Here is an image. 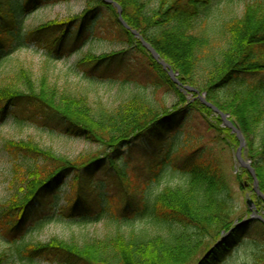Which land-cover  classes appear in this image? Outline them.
Segmentation results:
<instances>
[{
    "label": "trees",
    "instance_id": "trees-1",
    "mask_svg": "<svg viewBox=\"0 0 264 264\" xmlns=\"http://www.w3.org/2000/svg\"><path fill=\"white\" fill-rule=\"evenodd\" d=\"M82 1L84 9L78 15L30 28L24 25V15L32 0H0V64L12 51L30 44L43 50L48 64L66 56V41H76L86 27L99 28L126 48L78 60L84 79L97 81L92 75L95 70L109 78V68L101 66L109 62L123 70L121 82H127L136 66L124 53H133L152 75L153 90L166 88L175 103L165 107L146 95L133 94L109 108L91 99L89 90L59 88L46 74L34 84L24 67L12 82L1 84L0 120L30 119L97 147L69 159L31 141H4L16 183L0 203V231L18 229L62 187L60 213L78 211L89 216L84 217L88 220L103 221L100 229L84 231L76 238L54 235L47 242H20L14 249L16 258L23 264H30L35 257L56 264H217L240 240L249 239L255 251L250 263L243 264H264V221L251 219L234 225L243 218L235 215L230 176L213 150V143L236 147L240 140L207 106L228 114L239 130L249 149L247 156L259 192L264 195V3H246L242 13L222 22L218 31L204 21L192 32V19L208 0H114L126 26L111 3ZM75 28L76 38H71ZM133 30L170 66L181 87ZM255 76L259 79L251 80ZM183 86L199 89L205 102L195 92L193 99H187ZM192 112L215 135L210 144L185 141L174 151L184 185L165 186L152 193L150 184L158 181L161 161L152 168L148 181L136 187L120 165L124 150L138 143L153 142L155 146L173 122ZM153 150L144 149L143 153L147 156ZM166 152L164 161H168L169 148ZM106 172L115 180L109 186L98 177ZM244 176L247 182H254L247 169L233 175L235 180ZM255 198L260 210L263 200L256 192ZM51 220L59 218L47 217L44 222ZM133 221L141 225L135 227ZM128 222L132 225L123 229V223ZM8 257L7 252H1L0 264H9Z\"/></svg>",
    "mask_w": 264,
    "mask_h": 264
},
{
    "label": "rangeland",
    "instance_id": "rangeland-1",
    "mask_svg": "<svg viewBox=\"0 0 264 264\" xmlns=\"http://www.w3.org/2000/svg\"><path fill=\"white\" fill-rule=\"evenodd\" d=\"M250 1H261L264 3V0H208L205 4L199 6L198 13L192 19L193 21L190 31L195 32V30L198 29V26H201L204 21L205 23L207 22L208 25L210 24L214 27V30H217L222 22L228 20L232 16H239L244 9L243 6ZM103 2L111 3L116 8L118 19L124 26H126V23L122 20L120 5L114 0H103ZM114 3L119 7V12ZM83 9L84 3L82 0H32L29 7V13L24 15V25L31 28L52 21L53 19L63 20L66 17L78 15ZM132 32L133 34L137 33L134 30ZM137 34L139 35V33ZM76 35L77 29L75 28L71 38H76ZM77 36L78 38L76 41H66L64 45L68 48L66 56L60 57L55 61H49L48 64L44 57L43 50L36 48L33 44L12 51L11 54L0 64V87L1 84L12 82L18 69L24 67V69L28 71L31 81L34 84H38L39 78L46 74L47 80L57 83L59 88L76 90L78 87H83L89 90V93L87 94L91 99L96 98L109 108L118 105L122 100L133 96V94L146 95L148 98L156 101L159 105L165 107H170L175 103V97L171 92L167 91L166 88L161 87L155 91L153 90V87L150 85L152 82V75L141 62L140 58L133 53H124V55L129 56L130 59H132V63L136 66L134 71H132V74H129L127 77V82H121L123 70L111 65L109 62H104L101 65L103 68H109L108 71L111 72L109 78L105 75H98V71L95 70L92 71V75L94 74L95 77H97V81L88 82V80L84 79L85 73L83 72V66L79 67L77 65L78 60L90 54L98 56L101 54L120 52V50L126 47L122 42L112 41L109 36L99 28L92 30L90 27H86V29ZM135 37L139 40L142 38V36L139 35L138 37L136 34ZM159 60L163 61L160 58ZM165 70L167 71V69ZM175 77L177 78V75ZM258 79L259 76H255L252 77L251 80ZM182 90L187 93V99H193L194 97L192 94L195 92L197 96L200 97L201 100L203 98L205 102V96L199 91V89L193 88V90H191L188 88L186 89L183 86ZM227 117L229 120L228 114ZM214 135L215 132L212 130L208 131L205 128L202 119L199 118L195 112H192L188 117H183L182 119L173 122V124L167 129V132L159 137L155 146L151 144L153 143L151 142L145 146L138 143L132 149L126 148L122 153L123 155L121 156L120 165L123 166V170L126 169L125 171L127 175L137 187L139 184L141 185L143 182L148 181L152 168L162 161L164 163L159 172L158 181L150 184L152 193L159 192V190L165 186L181 187L184 185L183 183L185 179L181 174V163L179 159L174 156V151H176L179 146L183 145L185 141H196L199 144H210ZM5 140L31 141L36 145L38 144L40 147L46 149L50 148L57 155H62L69 159L75 158L82 153L95 151L97 148L96 145L92 143L90 144L82 138L79 139L70 135L66 136L59 130L46 129L37 121L35 122L30 119H25L20 122L12 117H4L0 120V203L6 200V198L12 193V186L16 183V181H14L15 177L13 176V172L10 170L6 151L3 149ZM238 146L239 145L236 147H228L225 143H213V150H215L219 158L224 161V165L230 176L233 204L236 208L235 215L246 219L250 216V210L245 204L246 198L250 197L252 199L255 209H257V202L253 183L247 182L245 176L240 180H235L233 177L235 173L243 172V170L247 169L241 165L239 160H237L236 153ZM168 148L170 150L168 153V161H164V157L167 156L166 150ZM144 149L155 150L150 153L147 152L146 156L145 153H143ZM248 150L249 149L243 140L240 157L244 163L249 161V165L251 166L252 160L247 156ZM99 156L103 158L104 155ZM98 177L107 186L115 181L113 179L114 177H112L109 172L99 175ZM61 189L62 190L53 194L48 199H45L44 205L25 220L18 229L15 231H8V233L0 231V253L4 251L9 254V264H23L21 261L19 262V259L16 258L14 252L15 246L20 242H47L54 235L61 239H70L71 237L76 238L79 234H83L84 231L92 233L95 229H100L102 227L103 221H94V218L88 220L84 217L89 218V216H83L78 211L70 213L62 210V213H60L58 208L64 202L62 195L63 187ZM262 204L264 206V200L260 205L262 206ZM263 206L260 210H257V214L261 215L264 219ZM117 208L118 207L114 210H117ZM120 212L121 211H117L118 214H120ZM90 214L93 215L94 211H91ZM47 217L50 219L59 218V221L51 220V222H44V219ZM132 223L135 227L141 225L140 221H133ZM130 225L132 224H129V222L123 223V229L128 230ZM248 240L249 239L240 240L229 254L217 264L250 263L255 247L250 240ZM30 264L56 263L51 262L46 257H35Z\"/></svg>",
    "mask_w": 264,
    "mask_h": 264
},
{
    "label": "water",
    "instance_id": "water-1",
    "mask_svg": "<svg viewBox=\"0 0 264 264\" xmlns=\"http://www.w3.org/2000/svg\"><path fill=\"white\" fill-rule=\"evenodd\" d=\"M114 4L116 5V3H114ZM117 8H118L117 11L119 12L120 9H119L118 6H117ZM135 34L139 37V35L137 33H135ZM140 42H141V44H143L147 48V50L149 51L150 55H152L158 61V63L163 66V69L164 70L167 69L168 74H169V76H171L173 82L175 84L179 85L180 83H179L178 79L174 76L175 74L171 71L170 66L167 65L165 62L159 60V54H157L155 52V50L152 49V47L149 44H147L142 38H140ZM184 88H186V89L188 88V89L193 90L189 86H185ZM202 100L204 101L203 98H202ZM207 106L212 107L213 110L222 117L223 125L231 128L232 132H235L237 138H239L240 143H239V146L237 147V153H236L237 160H239V162L241 163V165L243 167L247 168V170L250 171V173L252 175V178H253V181H254L253 182V189H254L255 192H257V194L261 195L262 199L264 200V195L261 192H259V190H258V182L256 181L254 170L249 165V161L244 163L243 160H241L240 153H241V148L243 146V138H241L239 130L231 124V122L228 120L227 114H224V113L220 112L216 107L212 106L211 104L210 105L208 104ZM245 204L251 210L250 216L247 219H242L241 221L234 222V225H237V223L246 222V221L251 220V219H258V220L261 219V220H263L262 216L257 214V210L255 209V206L252 203V199L250 197L246 198Z\"/></svg>",
    "mask_w": 264,
    "mask_h": 264
}]
</instances>
